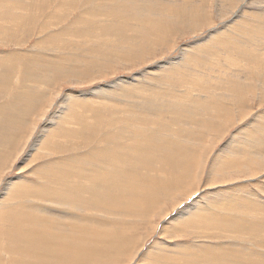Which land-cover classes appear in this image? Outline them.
<instances>
[{"label": "rangeland", "instance_id": "obj_1", "mask_svg": "<svg viewBox=\"0 0 264 264\" xmlns=\"http://www.w3.org/2000/svg\"><path fill=\"white\" fill-rule=\"evenodd\" d=\"M115 1L119 2L118 6L111 5L114 0H0V107H7L5 109L6 119L0 122V176H7V182L0 183V230L2 231L0 232V264H8L6 254H10L7 250L11 247V249L18 248L20 245L19 242H15V246L10 247L8 242L11 235L22 234L21 230H16L18 228L16 224L20 223L19 225L22 226L20 220L27 218L39 220L45 215L48 217L53 215L48 218L52 223H61L65 226V229H53V232L59 233L58 236H67L68 244L70 243L71 246L87 244L88 236L83 234L84 228L103 230L106 232L105 237L112 236L115 230L122 232L127 230L128 234L121 233L125 239L131 238V243L121 241L117 243L118 247L115 250L109 246L100 249V255L111 259L108 264H173L168 261L170 258L177 262L183 258L190 261L188 264H203L199 260L196 262L195 259H200L196 256L212 257L211 254H204L201 251L203 246L208 244L213 249L223 246H244L249 253L260 252V255L256 252L257 257L264 255V240L262 239H243L232 233L220 236L218 239L214 237L215 234L211 233L210 229H205L213 227L211 225L213 221L206 222L207 215L216 212L218 214L234 213L239 207L243 208L246 213L249 212L247 218L253 219V214L258 216L261 214L260 217L264 220V161L250 155L256 150V153L258 152V141L264 138V0H163L162 3H160L162 0H145L151 5L146 3L145 9L141 6V0L139 1L141 4L138 2V5L136 0H131L130 2L137 6L134 7L131 4V8H135L136 11L141 9L142 12L137 11L140 19L136 23L126 22L127 25L130 23L134 26L130 27L134 33L129 29V33L125 34L124 31L129 26L120 29L122 26L120 24L122 19L128 20V17L132 16L127 12L129 0ZM183 2L184 5H182ZM154 4L157 8L153 6ZM109 6L112 9L109 10ZM160 6L162 8H159ZM241 9H243L242 12ZM195 15L198 16L197 20ZM149 16L150 18H147ZM252 17L255 18L254 21ZM103 25L106 28L107 26L112 28L105 30L102 29ZM230 27L234 29V32ZM163 33L167 34L165 39ZM245 33L251 36L248 34L246 36ZM111 38L116 39L115 43ZM79 39L82 40L80 45L78 44ZM130 39H137V43H132ZM132 44L135 46L128 47ZM213 45L217 47L213 48ZM99 48H102L106 56L97 51ZM129 52H133L130 56L132 59L126 57V60L123 55ZM207 55L211 58L209 59ZM226 57L229 62L222 60ZM54 65L66 71L58 74L56 70L54 73ZM196 65V68H192ZM148 80L158 84L162 83L163 86L169 83L174 86L179 85L181 87L178 88L183 90L182 93H185L187 89L195 88L189 94L190 98L211 97L212 100L214 96H217L223 105L226 104L223 108L227 109L229 114L224 118L214 120L217 112L223 110L217 109L216 106L214 109H208V106L213 107L211 100L207 107L196 108L189 111L190 113L188 110L183 111L186 105L174 103L171 101L174 97L165 95L169 89L148 83ZM211 82L213 83L210 84ZM236 83L248 86L249 91H242ZM153 88L158 90H153ZM171 94L178 96L172 90ZM151 99L156 103L149 104ZM90 101L92 105L89 106ZM126 102H130V106L124 105ZM109 105L115 106V111ZM24 106L28 108V112L22 110ZM122 107L125 108L122 109ZM176 114L183 115V119L176 120L179 118L175 117ZM114 115H117L119 120L123 116L124 128L131 124L133 127L140 128L138 131L141 133L147 131L145 135L138 136L140 145L138 143H129V145L136 146L135 149L138 146L140 149L145 147L148 149L141 152L134 151L133 155L123 158L140 167L138 170L131 166V168L128 166L123 169L127 173L125 176L127 181L114 185L115 190L112 188L114 186L108 187L113 191L101 187L95 193L87 187V183L82 184L80 191L90 192L91 194H88L93 196L87 200L92 209L91 212L86 213L84 209L83 211L66 205V202L60 200L62 196L58 192V187L62 188V185L58 183L60 175L57 176L55 172L57 174L59 171L60 173L67 172L69 176L67 180L70 181L72 172L87 171L94 165L93 160L100 158L102 161H108L109 159L104 158L98 152L114 149L113 143L116 144V140L120 137L109 136L105 130L107 126L119 124L113 120ZM140 116L144 119L155 120V124L147 120L143 121ZM1 118H3L2 115H0ZM173 119L175 120L174 126H167L165 129L176 135H168L177 142V145L175 142L170 144L172 149H168L171 151L165 149L168 146L167 141L154 138L151 142L152 137H148L149 142L146 144L142 142L147 136L155 134L161 126L158 125L159 122L165 120L170 123ZM201 121L207 124L213 121L214 124L207 127L208 129L196 128V125L203 124ZM181 127L186 132H181ZM193 130L203 134L202 141L188 134ZM103 138L106 139L103 141ZM99 141H102V144L98 143ZM120 142L122 144L118 147V151H121L120 147L127 144L123 139L118 143ZM241 143L246 145L242 146ZM180 144L194 151V156L190 158L183 155L178 156ZM238 145L246 146L245 148L251 149L252 152L239 153L241 156L235 153L228 159L222 156L227 151L226 149H237ZM92 150L94 154H90ZM136 156L147 157L138 161ZM221 159H223L222 162ZM246 162L251 163L252 166L247 168ZM172 168L183 170L181 173H188L187 183L180 188L167 191L144 182L137 184L138 181L144 179L148 180L147 183H151L152 177L149 176L163 177L165 169L172 170ZM76 174L78 176L81 172ZM128 181L132 183L128 184ZM165 182L164 178L161 183ZM41 185L46 188L43 189ZM117 187H121L120 191L126 187L127 191L122 193ZM115 192L125 193L126 196L129 194L127 198L129 201L131 197H134L135 200H131V203L136 204L137 202L138 207L135 206L137 214L120 211V206L124 207L123 202L126 203V200L118 199L116 196L113 198ZM55 195H58V198ZM234 199H239L241 205L238 201H233ZM21 201L41 207L33 212L29 209L24 210L22 207L19 210L10 209L18 208ZM60 201L61 204H59ZM255 202L257 205L254 204ZM108 207L110 210L107 209ZM53 208L60 210L58 212ZM67 209L74 213L83 212L82 214L87 217L107 220L105 223L110 227L102 226V222L99 224L75 216L65 217L63 210L67 211ZM186 209H191L188 215ZM98 210H102L103 213ZM130 210L134 208L130 207ZM139 211L142 213L140 214ZM108 212L111 213L107 214ZM196 213L199 216L195 215ZM2 215L9 217L12 215V218ZM214 219L212 217V220ZM224 225L230 224L225 222ZM261 225L264 226V223ZM202 227L205 233L200 231ZM227 229L226 227L228 232ZM40 230L42 231L43 228L41 227ZM256 235L264 238L263 227L256 232ZM70 236L75 237L76 241ZM42 238L53 242L47 237ZM3 239L6 241L5 246L2 244ZM238 239L243 242L241 243ZM119 247L124 251L121 254L117 253ZM42 249H38L39 253ZM18 253L21 255V251H16L12 256L15 259H11L12 261H18L20 258ZM249 253L246 255H252ZM154 254L155 256H152ZM75 256L73 254L72 258L77 257Z\"/></svg>", "mask_w": 264, "mask_h": 264}, {"label": "bare ground", "instance_id": "obj_2", "mask_svg": "<svg viewBox=\"0 0 264 264\" xmlns=\"http://www.w3.org/2000/svg\"><path fill=\"white\" fill-rule=\"evenodd\" d=\"M120 1H122V0H120ZM131 0H129L128 2H129V5H128V11H127V9L125 10V11H127L128 13H131L132 14V16H129L128 17V20H124V19H122V22H121V24L120 23H118V24H120V25H122L121 26V28L120 29H122V27H126V26H129V28L126 30V31H124V34L125 33H129V29H131V31L130 32H132L133 30H132V28H130V27H134V26H132V24H128L127 25V23L128 22H132V23H136L139 19H140V17L138 16V13H137V11H140V12H142L141 11V9H137V11L136 10H134L133 8H131V4L134 6V7H137L134 3H132V2H130ZM137 1V5L140 3L139 1L140 0H136ZM151 1H153V0H151ZM155 1V0H154ZM187 1V0H186ZM224 1H229V0H224ZM251 1V0H250ZM257 1V0H256ZM115 2V3H114ZM114 2L113 3H111V5L113 4V5H116V6H118V4H119V2L118 1H115L114 0ZM124 2V1H123ZM139 2V3H138ZM163 2V0L160 2V3H162ZM167 2V1H166ZM141 3H142V8L143 9H145L146 8V3H149V1H145V0H141ZM140 3V4H141ZM156 3H157V1H156ZM164 3H165V1H164ZM187 3V2H186ZM223 3V2H222ZM229 3V2H228ZM230 3H232V2H230ZM122 4H124V3H122ZM151 4H152V2H151ZM169 4H171V3H169ZM182 4V3H181ZM201 4H202V2H201ZM210 4V3H209ZM224 4H226L225 2H224ZM105 5H106V3H105ZM110 5V6H111ZM149 5H150V3H149ZM156 4H154L153 6H155ZM162 5V4H161ZM165 5V4H164ZM163 5V6H164ZM180 5V4H179ZM182 5H184V2H183V4ZM182 5H180V6H182ZM188 5H189V3H188ZM226 5H228V4H226ZM234 5V4H233ZM108 7V9L110 10V9H112L111 7ZM116 6H114V7H116ZM151 6V5H150ZM174 6H175V4H174ZM173 6V7H174ZM179 6V7H180ZM200 6H202V5H200ZM225 6V5H224ZM229 6V5H228ZM100 7H102V5L100 6ZM120 7V6H119ZM124 7V6H123ZM127 7V6H126ZM139 7H140V5H139ZM156 8H157V6H155ZM167 7V6H166ZM226 8H227V6H225ZM224 7V8H225ZM229 7H231V6H229ZM150 8V7H149ZM152 8V7H151ZM155 8V9H156ZM159 8H162V6H160ZM165 8V7H164ZM163 8V9H164ZM168 8V7H167ZM169 8H171V7H169ZM223 8V9H224ZM107 9V8H106ZM118 9V8H117ZM153 9H154V7H153ZM152 9V10H153ZM114 10H115V8H114ZM112 11V10H111ZM149 11V10H148ZM170 11V10H169ZM200 11V10H199ZM202 11V10H201ZM221 11V10H220ZM139 12V13H140ZM147 12V11H146ZM153 12H154V10H153ZM155 12H157V10L155 11ZM166 12H167V9H166ZM165 12V13H166ZM255 12H257V11H255ZM145 13V12H144ZM162 13V12H161ZM160 13V15H162ZM169 14H170V12H168ZM208 13V12H207ZM104 14V13H103ZM105 14L107 15V13H106V11H105ZM112 14V13H111ZM142 14V13H141ZM146 14H148V12L146 13ZM159 14V13H158ZM157 14V15H158ZM200 14V13H199ZM209 14V13H208ZM254 14V13H253ZM262 14V13H261ZM105 15V16H106ZM109 15V14H108ZM157 15H154V16H157ZM164 15V14H163ZM264 15V14H263ZM151 16V15H150ZM150 16L149 17H147V18H150ZM159 16V15H158ZM196 16V15H195ZM110 17V16H109ZM108 17V18H109ZM137 19L136 21H134V19ZM197 17L198 16H196V20H197ZM259 17V16H258ZM264 17V16H263ZM174 18V17H173ZM206 18V17H205ZM101 19V18H100ZM144 19H146V18H144ZM155 19V18H154ZM158 19H159V17H158ZM161 19V18H160ZM176 19V18H175ZM194 19V18H193ZM248 19H250V18H248ZM251 19H253V21L255 20V18H251ZM250 19V20H251ZM163 20V19H162ZM178 20V19H177ZM196 20H194V21H196ZM242 20V19H241ZM260 20H262V19H260ZM141 21V20H140ZM155 21V20H154ZM158 21V20H157ZM199 21V20H198ZM257 21V20H256ZM259 21V20H258ZM115 22H117V20H115ZM115 22H113V23H115ZM127 22V23H126ZM142 22V21H141ZM181 22V21H180ZM26 23V22H25ZM111 23V22H110ZM113 23H111V24H113ZM124 23H126V24H124ZM149 23V22H148ZM197 23V22H196ZM233 23V22H232ZM258 23V22H257ZM263 23V22H262ZM110 24V25H111ZM116 24V23H115ZM180 24V23H179ZM230 24V23H229ZM253 24H254V22H253ZM137 25V24H136ZM139 25V24H138ZM168 25H169V23H168ZM258 25V24H257ZM148 26V25H147ZM234 26V25H233ZM242 26H244V25H242ZM108 28H106V27H104V25H103V27H102V29L104 28L105 30L107 29V30H110L109 28L111 27V26H107ZM144 27H145V25H144ZM249 27V26H248ZM112 28V27H111ZM115 28H117V27H115ZM143 28V27H142ZM231 28V27H230ZM252 28V27H251ZM256 28V27H255ZM255 28L253 29L254 31H255ZM65 30V29H64ZM140 29H138V31H139ZM249 30V29H248ZM137 31V32H138ZM165 31H166V29H165ZM231 31L232 32H234V29L233 28H231ZM247 30H245V32H246ZM118 32H120V31H118ZM250 32H252V31H250ZM260 33H261V31H259ZM93 33V32H92ZM110 33H111V31H110ZM133 33H134V31H133ZM249 33V32H248ZM248 33H245V35L246 34H248ZM256 33H257V30H256ZM139 34V33H138ZM137 34V35H138ZM252 34V33H251ZM136 35V36H137ZM228 35V34H227ZM249 35V34H248ZM259 35V34H258ZM261 35V34H260ZM134 36V35H133ZM166 36H167V34H165V33H163V38L165 39L166 38ZM247 36V35H246ZM249 36H251V35H249ZM229 37H230V35H229ZM254 37V36H253ZM256 37V36H255ZM261 37V36H260ZM263 37V36H262ZM261 37V38H262ZM130 38V37H129ZM134 38V37H133ZM136 38V37H135ZM250 37H248V39H249ZM252 38V37H251ZM259 38V37H258ZM120 39H122V37L120 36ZM233 39V38H232ZM254 39V38H253ZM111 40L112 41H114V40H116V39H113V38H111ZM217 40V39H216ZM246 40H247V38H246ZM259 40V39H258ZM257 40V41H258ZM82 40H78V44L80 45L82 42H81ZM130 41L132 42V43H137V39L136 40H134V39H130ZM210 42H212L211 40H209ZM245 41V40H244ZM252 41V40H251ZM256 41V40H255ZM214 42V41H213ZM216 42V41H215ZM214 42V43H215ZM243 42V41H242ZM248 42H250L249 40H248ZM262 42V41H261ZM106 43V42H105ZM114 43H115V41H114ZM203 43V42H202ZM242 44V43H241ZM247 44V43H246ZM223 45V44H222ZM257 45V44H256ZM135 46V44H132L131 46H129L128 45V47H134ZM199 46V45H198ZM201 46V45H200ZM211 46V45H210ZM219 46H220V44H219ZM244 46V45H243ZM194 47V46H193ZM206 47V46H205ZM213 48H215V47H217V45H213L212 46ZM211 47V48H212ZM221 47V46H220ZM219 47V48H220ZM197 48V47H196ZM245 48V47H244ZM199 49H200V47H199ZM205 49V48H204ZM218 49V48H217ZM263 49V48H262ZM198 50V49H197ZM208 50V49H207ZM210 50H212V49H210ZM209 50V51H210ZM254 50V49H253ZM258 50V49H257ZM97 51L101 54V55H105V53H103V50H102V48H99V49H97ZM201 51V50H200ZM218 51V50H217ZM217 51H216V54H217ZM219 51H221V49L219 50ZM259 51V50H258ZM192 52V51H191ZM203 52V51H202ZM205 52V51H204ZM215 51H214V49H213V53H214ZM223 52H225V51H223ZM227 52H228V50H227ZM231 52V51H230ZM195 53V52H194ZM110 54V53H109ZM190 54V53H189ZM196 54V53H195ZM219 54V53H218ZM225 54H226V52H225ZM224 54V55H225ZM231 54V53H230ZM133 55V52H129V53H126V55H123V57H127V58H130V59H132L130 56H132ZM221 57H222V55L221 54H219ZM227 55V54H226ZM106 56V55H105ZM202 56V55H201ZM201 56H199V57H201ZM228 56V55H227ZM203 57V56H202ZM205 57V56H204ZM207 57L209 58V55H207ZM116 57H114V59H115ZM127 58H126V60H127ZM187 58H188V56H187ZM206 58V57H205ZM211 58V57H210ZM209 58V59H210ZM222 58H224V56L222 57ZM122 59V58H121ZM124 59V58H123ZM122 59V60H123ZM215 59V58H214ZM228 59V57H226L225 59H222V60H227ZM195 61V60H194ZM206 61H207V59H206ZM212 61V60H211ZM215 61V60H214ZM228 61V60H227ZM241 61V60H240ZM229 62V61H228ZM194 63V62H193ZM177 64V63H176ZM192 64V63H191ZM227 64V63H226ZM171 65V64H170ZM178 65V64H177ZM193 65V64H192ZM175 66V65H174ZM178 66H180V65H178ZM168 67V66H167ZM166 67V68H167ZM171 67V66H170ZM192 67V66H191ZM197 67V65L195 66V67H192V68H196ZM198 67H199V65H198ZM163 68V67H162ZM173 68V67H172ZM179 68H181V67H179ZM222 68V67H221ZM164 70H165V68H163ZM162 69V70H163ZM169 69V67L167 68V70ZM56 70H58V74L59 73H62V72H64V71H66L65 69H61V68H59L58 66H55L54 65V73H56ZM151 71V70H150ZM159 71H161V70H159ZM148 72H149V70H148ZM230 72V71H229ZM163 73H165V72H163ZM153 75V74H152ZM148 76V75H147ZM150 76V75H149ZM165 76H167V75H165ZM182 76V75H181ZM146 78V77H145ZM154 78V77H153ZM196 78V77H195ZM137 79V78H136ZM135 79V80H136ZM210 79H212V77L210 78ZM127 81V80H126ZM210 81V80H209ZM228 81V80H227ZM125 82V81H124ZM123 82V83H124ZM131 82H132V80H131ZM213 82H215V81H213ZM213 82H211L210 84H212ZM139 83V82H138ZM142 83V82H141ZM148 83H151V84H156V85H158V86H160V88H167V89H169V92L167 93V94H165V95H168V96H171V97H174L173 99H171V101H173L174 103H179V104H184V105H186L187 107H184L183 109V111H187L188 110V113H190L189 111H192V110H194V109H196V108H200V107H207V105L209 104V102H210V98H200V97H197V98H190V96H189V94L190 93H192L193 91L192 90H194V89H187L186 91H185V93H182V91L183 90H180L178 87H181V86H174L173 84H170L169 83V85H165V86H163L162 85V83H160V84H158V83H156V82H151L150 80H148ZM234 83H235V81H234ZM233 83V84H234ZM232 84V83H231ZM237 84V83H236ZM126 85V84H125ZM155 85V86H156ZM188 85V84H187ZM237 85H239V88L242 90V91H246V90H248L249 91V89L247 88L248 86H243V85H240L239 83L237 84ZM186 86V85H185ZM192 86V85H191ZM233 86V85H232ZM235 86V85H234ZM129 87V86H128ZM184 87V86H183ZM194 87H196L195 85H194ZM249 88H251V87H249ZM127 89H130V88H127ZM153 90H158V89H155V88H153ZM171 90L174 92V93H176L178 96H174V95H172L171 94ZM107 92H108V90H107ZM106 94H108V93H106ZM238 95V94H237ZM35 96H37V95H35ZM211 96H213V95H211ZM241 96V95H240ZM187 98H190V99H187ZM110 99V98H109ZM155 99V98H154ZM168 99H169V97H168ZM184 99L186 100V101H184ZM243 99V98H242ZM152 100V99H151ZM212 100H214V101H212ZM211 100V106H213V107H207L208 109H214V107L216 106L217 107V109L218 108H221L220 110H223V111H221V112H217V115H216V118H214V120H216L217 118L219 119L220 117H222V118H224L225 116H227L228 114H229V111L227 110V109H225L224 110V108L223 107H226L225 105L226 104H224L223 105V103H221L220 102V100H219V97H217V96H214V98ZM245 100V99H244ZM92 101H90L89 103H88V105L90 106V105H92V103H91ZM151 102H153V100L151 101ZM151 102H149V104H155L156 103V101L154 100V102L153 103H151ZM241 102H242V100H241ZM130 103V102H129ZM129 103H124V105H129L130 106V104ZM240 103V102H239ZM245 104V103H244ZM243 104V105H244ZM102 105H104L105 106V104H102ZM210 105V104H209ZM240 105V104H239ZM110 106V105H109ZM125 106V107H126ZM110 107H113V110L115 111V106H110ZM125 107H122V109H124ZM132 107V106H131ZM239 107V106H238ZM7 107H0V115H2L3 116V118H1L0 119V122H2V121H5V119H6V111H5V109H6ZM223 108V109H222ZM240 108V107H239ZM243 108V107H242ZM27 109L28 108H26V106H24L23 108H22V110L23 111H25V112H28L27 111ZM31 109V108H30ZM241 109V108H240ZM239 109V110H240ZM248 109V108H247ZM92 110H94V108H92ZM120 110V109H119ZM119 110H116V111H119ZM180 112V111H179ZM182 112V111H181ZM238 112V111H237ZM8 113V112H7ZM90 113V112H89ZM176 113H178V112H176ZM185 113V112H184ZM63 114V113H62ZM59 115V114H58ZM57 115V116H58ZM61 115V114H60ZM172 115V114H171ZM62 116V115H61ZM174 116V115H173ZM179 117L178 119H176V120H182L183 118H182V116L183 115H179V114H176L175 115V117ZM21 117V116H20ZM123 116H121V119L119 120L118 118H117V115L115 116L114 115V118H113V120H115V121H117V122H119V124H117V125H115V126H107L106 127V132H107V135H109V136H114V137H119L117 140H116V144H115V142L113 143V145L115 146V148L114 149H111V150H108V149H105V150H101V151H99L98 152V154H102V156L104 157V158H107V159H109L108 161H102V160H100V158L99 159H97V160H93L94 162V165H92L91 166V168H89V169H87V167H85L86 169H87V171H78V172H81V174L80 175H78L77 176V174L76 173H78V172H72L71 173V177L73 178L72 180H71V177H70V181H68L67 180V177H69L68 175H67V172L66 173H60V171H59V173L57 174L56 172H55V174L58 176V175H60V176H58V183H59V185H62V188H60V187H58L57 189H58V192H60V195L63 197H61L60 198V200L61 201H64V202H66V205H69V206H74L76 209H80V210H85L86 211V213L87 212H91L90 210H92V209H90V206L88 205V203H87V200L88 199H90V198H93V196L92 195H90L91 193L90 192H88V193H90V194H88V193H82L81 191H80V187H83V185L82 184H86L87 183V187L89 188V189H91L93 192H95V193H97L99 190V188H101V187H103L104 189H106V190H109V191H113V189L115 188V186L114 185H116V184H118V183H122V182H126L127 181V178L125 177L126 175H127V173H126V171H124L123 169H125V168H128V166L130 167H133V168H135V169H137L138 170V168L140 167V166H136V165H134L133 163H129V162H127V160H124L123 158H127L128 156L127 155H133V152L134 151H137V152H141V151H146L148 148L147 147H145L144 149H140V146H138L136 149H135V147H131L130 145H129V143H138L139 145H140V141H139V138H138V136H143V135H145V132H147L146 130L143 132V133H141V131H138V130H140V128H136V127H133V125H131V124H128L129 126L127 127V128H124V126L122 125L123 124V122H124V120H123V118H122ZM125 117H128V116H125ZM141 117V116H140ZM174 117V118H175ZM192 117V116H191ZM142 118V117H141ZM231 119V117H227V119ZM143 119V121H148L149 123H152V124H155L154 122H155V120H148V119H144V118H142ZM185 119V118H184ZM23 121V120H22ZM171 122L170 123H168V122H166L165 120H164V122H159V129L155 132V134H153L152 136H147L146 137V139H144V141H142L143 143H147V142H149V140H148V137H152L151 138V142H153L154 141V138H157V139H159L160 141H167V144H168V146L165 148V149H167V150H170V149H172L171 147H170V144H172V143H174L175 142V144L177 145V142L176 141H173V139L171 138V137H168V135H175V134H173V133H171L169 130H165L166 129V127L168 126H171V127H173L174 125H173V122H175V120L173 119V120H170ZM176 122H179V121H176ZM202 122V121H201ZM213 122V121H212ZM211 122V124H207V123H204V122H202L203 124H199V125H196V128L197 127H199V128H209V126H212V124H214V123H212ZM262 122V121H261ZM186 123H188V122H186ZM144 124V123H143ZM182 124V123H181ZM190 124V123H189ZM142 125V124H141ZM158 125H155V126H158ZM111 127H114V129H110ZM149 127V126H148ZM177 128V127H176ZM207 128V129H208ZM213 128V127H212ZM43 129H44V127H43ZM147 129V128H146ZM150 129V128H149ZM180 129V128H179ZM45 130V129H44ZM48 130V129H47ZM130 130H131V132H130ZM173 130H175L176 131V129L175 128H173ZM181 132H186V131H184V129L181 127ZM199 130V129H198ZM151 131V130H150ZM45 132V131H44ZM193 132V133H192ZM192 132H189L188 134L189 135H191V137H193L194 139H198L199 141H202L201 139H202V136H203V134H200V132H196L195 130H193ZM52 133H53V131H52ZM51 133V134H52ZM166 133H168L167 135H166ZM48 134V133H47ZM42 135V134H41ZM45 135V134H44ZM125 136V137H122V136ZM176 136V135H175ZM207 137V136H206ZM261 137V136H260ZM101 138H102V136H101ZM101 138H99V139H101ZM193 138H192V140H193ZM208 138V137H207ZM44 139V138H43ZM106 138H103V141L105 140ZM121 139H123V141L124 142H127V144H125V146H122V147H120V150L121 151H118V147L120 146V144H122L121 142L120 143H118ZM39 140V139H38ZM114 140V139H113ZM184 140V139H183ZM264 138H262L261 140H259L258 141V146H257V148L259 149L258 150V152L256 153V151H255V153H250V155L252 154V156L253 157H258V158H260V160H263L264 161ZM40 141H41V139H40ZM241 142H243V141H241ZM98 143H100V144H102V141H99ZM196 143V142H195ZM246 143V142H245ZM245 143H243V145L245 144ZM124 144V143H123ZM193 144V143H192ZM202 144V143H201ZM240 144V143H239ZM246 144H248V143H246ZM245 144V145H246ZM36 145H37V143H36ZM181 146H180V149H179V151H178V156L179 155H183V156H188V158H190V157H193L194 156V151H192L191 149H189V148H187L186 146H183L182 144H180ZM241 145H242V143H241ZM242 145V146H243ZM249 145V144H248ZM239 146V145H238ZM242 146H239L237 149H235V148H233V149H226L227 151H225L223 154H222V156L223 157H225L226 159H228V158H230V156H233L235 153L237 154L238 153V155H239V153H246V152H252L251 151V149H249V148H245V147H242ZM253 146V145H252ZM39 147V146H38ZM249 147V146H248ZM255 147V146H254ZM40 148V147H39ZM168 148H170V149H168ZM256 148V149H257ZM37 149V148H36ZM104 149V148H103ZM255 149V148H254ZM149 151H150V149H149ZM171 151V150H170ZM238 151V152H237ZM254 152V151H253ZM90 154H94V152H93V150H92V153H90ZM137 154V153H136ZM155 154V153H154ZM142 155H144V154H142ZM82 156H83V154H82ZM139 156V155H138ZM145 156V155H144ZM236 156V155H235ZM239 156H241V155H239ZM244 156V155H243ZM85 157V156H84ZM88 157H89V155H88ZM95 157V156H94ZM93 157V158H94ZM137 157V156H136ZM147 157V156H146ZM146 157H137V159H138V161H142L143 159H146ZM150 157V156H149ZM237 157V156H236ZM250 157V159H251V156H249ZM72 158V157H71ZM75 158H77V156L75 155ZM234 158V157H233ZM242 158V157H241ZM73 159V158H72ZM237 159V158H236ZM250 159H248V160H250ZM74 160V159H73ZM233 160V159H232ZM235 160V159H234ZM245 160V159H244ZM251 160H253V159H251ZM78 161V160H77ZM80 161V160H79ZM217 160H215V162H216ZM223 161V159H221V162ZM229 161V160H228ZM243 161V160H242ZM148 162V161H147ZM236 162H237V160H236ZM255 161H253V163H254ZM82 163V162H81ZM91 163H92V160H91ZM92 163V164H93ZM154 163V162H153ZM229 163V162H228ZM233 163V162H232ZM238 163V162H237ZM244 163V162H243ZM247 163V168H249V167H251L252 166V164L251 163H248V162H246ZM260 163V162H259ZM56 164V163H55ZM77 164V163H76ZM75 164V165H76ZM84 164V163H83ZM136 164V163H135ZM238 164H240V163H238ZM254 164H256V163H254ZM78 165V164H77ZM81 165V164H80ZM88 165H89V163H88ZM87 165V166H88ZM190 165H192L191 163H190ZM217 165H218V163H217ZM222 165V164H221ZM220 165V166H221ZM223 165H224V163H223ZM260 165V164H259ZM54 166V165H53ZM82 166V165H81ZM157 166V165H156ZM258 166V165H257ZM73 167H74V165H73ZM78 167H80V166H78ZM83 167V166H82ZM130 167V168H131ZM218 166H216V168H217ZM129 168V169H130ZM246 168V169H247ZM53 169V168H52ZM75 169V168H74ZM77 169V168H76ZM84 169V168H83ZM143 169L141 168V171H142ZM185 170H187V169H185ZM66 171V170H65ZM75 171V170H74ZM242 171V170H241ZM69 172V171H68ZM181 172H183V170H178V169H173L172 168V170L171 169H165V172H164V174H163V177H159V176H157V175H155V176H149V177H152L151 178V183H147L148 182V180H142V181H138L137 182V184H143L142 182H144V183H146V184H152V185H154V186H156V187H161L162 189H165V190H167V191H170L171 189H173V188H180V187H182L184 184H186L187 183V175H188V173L187 172H184V173H181ZM233 172V171H232ZM231 172V173H232ZM137 173V172H136ZM69 175H70V173H69ZM76 175V176H75ZM160 175H162V174H160ZM139 176V175H138ZM211 176V175H210ZM54 177V176H53ZM131 177V176H130ZM158 177V178H157ZM42 178V177H41ZM57 178V177H56ZM56 178H55V180H56ZM77 178V179H76ZM161 178H165V180H166V182L165 183H161V181H163V179H161ZM69 179V178H68ZM79 180V181H78ZM46 181V180H45ZM77 181V182H76ZM50 182V181H49ZM55 182H57V181H55ZM53 183V182H52ZM130 183H132V182H130V181H128V184H130ZM57 184V183H56ZM136 184V185H137ZM30 185V184H29ZM34 186V185H33ZM56 186V185H55ZM111 186H114V187H112V188H108V187H111ZM31 187V186H30ZM41 187H43V185H41ZM45 187V186H44ZM44 187H43V189H44ZM57 187V186H56ZM126 187H128V186H126ZM126 187H123V189L121 190L122 191V193L123 192H125V191H127V190H125V189H127ZM136 187V186H135ZM139 187H140V185H139ZM167 187V188H166ZM33 188V187H32ZM46 188V187H45ZM118 188V187H117ZM132 188V187H131ZM131 188H130V190H131ZM120 189H121V187L120 188H118V190L120 191ZM157 189V188H156ZM160 189V188H159ZM115 190V189H114ZM139 190V189H138ZM138 190H136V191H138ZM42 191V190H41ZM44 191V190H43ZM85 191V190H84ZM87 191H90V190H88L87 189ZM86 191V192H87ZM120 191V192H121ZM134 191V190H133ZM136 191H135V193H136ZM148 191H150V189L148 190ZM152 191V190H151ZM54 192V191H53ZM105 192V191H104ZM139 192V191H138ZM144 192H145V190H144ZM27 193V192H26ZM134 193V192H133ZM147 193V192H146ZM28 194H30V193H28ZM33 194V193H32ZM35 194V193H34ZM112 194V193H111ZM113 194H115L114 196H113V198L116 196L118 199L119 198H123L124 200H126V203L125 202H123L124 203V207H122V206H120V211H123V212H132V213H136L135 212V210H136V207H138V206H136V204H137V202H136V204H134V203H131V200L133 201V199H134V197H131L130 198V201L129 200H127V198L129 197V194L126 196V195H124V194H121V193H117V192H115V193H113ZM140 194V193H139ZM149 194V193H148ZM222 194V193H221ZM226 194V193H225ZM224 194V195H225ZM229 194V193H228ZM6 195V194H5ZM21 195H22V193H21ZM59 195V196H60ZM104 195V194H103ZM145 195V194H144ZM230 195H232V194H230ZM229 195V196H230ZM18 196V195H17ZM30 196V195H29ZM56 196V195H55ZM58 196V195H57ZM56 196V197H57ZM109 196V195H108ZM133 196V195H132ZM135 196V195H134ZM150 196V195H149ZM219 196V195H218ZM220 196H223V195H220ZM255 196V195H254ZM19 197H20V195H19ZM22 197H24V196H22ZM26 197V196H25ZM104 197V196H103ZM145 197H147V196H145ZM257 197V196H256ZM58 198V197H57ZM112 198V199H113ZM227 198V197H226ZM225 198V199H226ZM257 199V198H256ZM261 199V198H260ZM29 200V199H28ZM121 200V199H120ZM135 200V199H134ZM227 200V199H226ZM253 200V199H252ZM24 201V200H23ZM30 201V200H29ZM61 201H60V203L59 204H61ZM80 201H82V202H80ZM102 201V200H101ZM212 201H214L213 199H212ZM233 201H238V203H239V205H241V203H240V200L239 199H234ZM233 201H230V203L232 202L233 203ZM22 202V201H21ZM19 203V207L18 208H10V209H15V210H19L21 207L25 210V209H29L30 211H34V210H39V209H37V208H39V207H41L40 205L38 206V205H34V204H27V203H25V202H22V203ZM116 202V201H115ZM229 202V201H228ZM248 202H249V199H248ZM259 202V201H258ZM63 203V202H62ZM105 203V202H104ZM114 203V202H113ZM112 203V204H113ZM121 204H122V202H120ZM119 203V204H120ZM131 203V204H130ZM143 203H145V202H143ZM149 203H151V202H149ZM149 203H148V208H149ZM210 203V202H209ZM216 203V202H215ZM227 203V202H226ZM259 203H262V202H259ZM49 204V203H48ZM211 204V203H210ZM213 205H214V203H212ZM228 204V203H227ZM226 204V205H227ZM254 204H256V202L254 203ZM62 205H64V203L62 204ZM105 205V204H104ZM141 205V204H140ZM147 205V204H146ZM257 205V204H256ZM260 205V204H259ZM264 205V204H263ZM77 206V207H76ZM103 206V205H102ZM111 206V205H110ZM136 206V207H135ZM194 206H196V204L194 205ZM208 206V205H207ZM227 206H229V205H227ZM236 206V205H235ZM251 206V205H250ZM255 206V205H254ZM43 207V206H42ZM44 207H46V205L44 206ZM52 207V206H51ZM81 207H84V208H81ZM93 207V206H92ZM112 207V206H111ZM117 207H118V204H117ZM130 207L132 208H134V210H130ZM142 207V206H141ZM144 207V206H143ZM210 207V206H209ZM257 207V206H256ZM47 208H48V206H47ZM95 208V207H94ZM147 208V207H146ZM145 208V209H146ZM213 207H211V209H212ZM254 208V207H253ZM41 209V208H40ZM49 209H51V208H49ZM54 209V208H53ZM57 209V208H56ZM56 209H54V210H56ZM107 209H109L110 210V207H108ZM123 209V210H122ZM138 209V208H137ZM255 209V208H254ZM52 210V209H51ZM50 210V211H51ZM53 210V211H54ZM60 210V209H59ZM59 210L57 209V211L59 212ZM62 210V209H61ZM74 209L72 208V211H73ZM83 210V211H84ZM108 210V211H109ZM141 210V209H140ZM144 210V209H143ZM148 210V209H147ZM187 210V209H186ZM208 210V209H207ZM261 210V209H260ZM9 211V210H8ZM44 211V210H43ZM72 211H69L68 209H67V211L65 210H63V213L65 214L64 216L65 217H73V216H75V217H78V218H81V219H84V220H92L93 222H96V223H101V224H103L102 226H109L110 227V225H107L106 223V221L107 220H105L104 221V219H102V218H98V219H96V218H94V217H87V216H85L84 214H80V213H74V212H72ZM98 211H100V212H102L103 213V211L102 210H98ZM105 211V210H104ZM113 211V210H112ZM146 211V210H145ZM216 211V210H215ZM262 211V210H261ZM148 212V211H147ZM187 213V215H188V213H190L191 212V209H189V210H187L186 211ZM210 212H211V210H210ZM229 212V211H228ZM253 212V211H252ZM257 212V211H256ZM13 212H11V214H12ZM109 213H111V212H108L107 214H109ZM131 213V214H132ZM139 213H140V211H139ZM142 213V212H141ZM140 213V214H141ZM212 213V212H211ZM223 213V212H222ZM249 213V212H248ZM248 213H246V211H244L243 210V208L241 209V207H239V209L238 210H235L234 211V213H223V214H218L217 212L216 213H212V214H210V215H207V220H206V222H208V221H213V223L211 224V225H213V227H207V228H205V229H210L211 230V233H214L215 234V236L214 237H220V236H226V235H228V234H230V233H232L233 235H237V237H241V238H243V239H248V238H251V239H256V240H259V239H262V240H264V238H259V235L257 236L256 235V232L258 231V230H261L262 229V227H263V233H264V226L263 225H261V224H263L264 223V220L260 217V215L258 216L257 214H253V219H249V218H247L248 217ZM47 214V213H46ZM53 214V213H52ZM120 214V213H119ZM129 214V213H128ZM130 214V215H131ZM137 214V213H136ZM145 214V213H144ZM198 213H196L195 215H197ZM50 215V214H49ZM143 215V214H142ZM2 216H5V215H2ZM51 216H53V215H51ZM51 216H46L45 215V217L43 216V217H41L39 220H37V219H35V220H32V219H29V218H27V219H23V220H20L21 221V223L23 224L22 226H20L19 224H16L17 225V229L16 228H14V229H16V230H21V232L20 233H22L21 235H18V234H16L15 236H12L11 235V237H10V239H9V245H10V247L11 246H15V242H19L20 243V245H19V247L18 248H13V249H11L10 248V250H7L8 252L7 253H9L10 255H8V254H6L7 256H8V264H84V262H85V264H103V263H110L111 262V259L110 258H106V257H104L103 255H100L99 254V251H100V249L102 248V247H106V246H109L111 249H113V250H115L117 247H118V244H119V242H121V241H128V242H132V239L131 238H129V237H127L126 239H125V236L122 234L123 232H128L127 230H123V232L122 231H119V230H115L112 234V236H108V237H105L106 236V232L105 231H103V230H94V229H90V228H84V233L83 234H85V235H87L88 236V238H87V244L85 245H81V246H79V245H77V246H71L70 245V243L68 244V237L67 236H58V234H56V233H54L53 232V229H65V226L63 225V224H61V223H52V221L50 220V219H48V218H51ZM105 216V215H104ZM109 216V215H108ZM116 216V215H115ZM197 216H199V214L197 215ZM6 218H12V215H10V217L9 216H5ZM212 217H214L215 219L214 220H212ZM2 218V217H1ZM106 218V217H105ZM135 218V217H134ZM138 218V217H137ZM56 219V218H55ZM118 219V218H117ZM128 220V219H127ZM137 220V219H136ZM90 222V221H89ZM106 222V223H105ZM205 222V223H206ZM225 222H229V224L230 225H224V223ZM51 223H52V225H51ZM110 223V222H109ZM69 224V223H68ZM98 224V225H99ZM208 224V223H207ZM11 225V224H10ZM75 225V224H74ZM12 226V225H11ZM10 226V227H11ZM208 226V225H207ZM43 228V230L41 231L40 230V228ZM226 227L228 228L227 230H228V232L226 231ZM68 228V227H67ZM77 228V227H76ZM124 228V227H123ZM13 229V228H12ZM75 229V228H74ZM81 229V228H80ZM120 229V228H119ZM205 229L202 227V229L200 230L202 233H205ZM105 230V229H104ZM109 230V229H108ZM122 230V229H121ZM110 231V230H109ZM237 231H239V232H237ZM0 232H2L1 230H0ZM67 232V231H66ZM111 232V231H110ZM122 232V233H121ZM103 233V234H102ZM71 234V233H70ZM69 234V235H70ZM128 234V233H127ZM61 235V234H60ZM74 235H75V232H74ZM84 235V236H85ZM73 236V235H72ZM42 237H47V238H49V239H52V241L53 242H50V240H49V242L48 241H46V240H44ZM71 237V236H70ZM77 237V236H76ZM82 237V236H81ZM93 237H96V238H93ZM234 237V236H233ZM236 237V238H237ZM71 238H73V237H71ZM74 239V241H76V239H75V237L73 238ZM83 239V238H82ZM137 239V238H136ZM219 239V238H218ZM70 240V239H69ZM240 242H241V240L240 239H238ZM73 241V240H72ZM78 241H80V240H78ZM235 241V240H234ZM86 241L84 240V243H85ZM127 242V243H128ZM136 243H138L137 241H135ZM238 242V241H237ZM243 242V241H242ZM241 242V243H242ZM253 242V241H252ZM5 243H6V241L3 239L2 240V244H3V246H5ZM74 243V242H73ZM80 243V242H79ZM118 243V244H117ZM126 243V244H127ZM245 243H246V241H245ZM124 245H125V243H123ZM159 244V243H158ZM248 244H250V243H248ZM252 244V243H251ZM253 244H255V243H253ZM23 245V246H22ZM123 245V246H124ZM130 244L128 243V246H129ZM160 245V244H159ZM163 245V244H162ZM209 245V244H208ZM208 245H204L203 246V248L201 249V251L205 254H211L212 255V257H207V256H196V257H200V259H195V261L196 262H198V260L200 261V262H203V264H264V255H261V256H258L257 257V255H256V252H258V251H256V252H253V253H249L248 252V250H245L246 249V247H244V246H238V248H236L235 246V248L234 247H228V246H223V247H220L219 249H213V248H211V247H209ZM219 245V244H218ZM121 246V245H120ZM230 246H232V244L230 245ZM22 247H23V249H22ZM156 247V246H155ZM167 247V246H166ZM257 247V246H256ZM41 248H43L42 249V251L39 253V251H38V249H41ZM108 248V247H107ZM157 248V247H156ZM161 248H163V247H161ZM160 248V249H161ZM242 248H244V249H242ZM247 249H250V248H247ZM126 250V249H125ZM131 249H130V247H128V251H130ZM159 250V249H158ZM164 250V249H163ZM173 250V249H172ZM264 250V249H263ZM16 251H21V255L18 253V255H20L19 257V259H18V261H16V260H14V261H12L11 259H15V258H12V256L16 253ZM117 253H119V254H121L122 252H124L123 251V248H120L119 247V249H117ZM128 251L126 250V253H128ZM254 251V250H253ZM15 252V253H14ZM110 252V251H109ZM114 252V251H113ZM157 252V251H156ZM166 252V251H165ZM221 253V254H220ZM246 253H249V254H252V255H249V256H247L246 255ZM260 252H258V254H259ZM263 253V252H262ZM76 255L75 257L76 258H72V255ZM157 254H159V252L157 253ZM175 254V253H174ZM203 254V255H204ZM220 254V255H219ZM162 255V254H161ZM171 255V254H170ZM260 255V254H259ZM152 256H155V254L154 255H152ZM16 257V256H15ZM164 257V256H163ZM169 257V256H168ZM182 257V256H181ZM10 258V259H9ZM18 258V257H17ZM151 258V257H150ZM202 258V259H201ZM84 260V261H83ZM178 260V259H177ZM203 260V261H202ZM169 262H172L173 264H188V262H190L189 260H185V259H183V258H181V261L180 262H177L176 260H173V259H169L168 260ZM179 261V260H178Z\"/></svg>", "mask_w": 264, "mask_h": 264}, {"label": "snow or ice", "instance_id": "obj_3", "mask_svg": "<svg viewBox=\"0 0 264 264\" xmlns=\"http://www.w3.org/2000/svg\"><path fill=\"white\" fill-rule=\"evenodd\" d=\"M246 6V5H245ZM243 11V9H241V12ZM7 182V176H0V183H5Z\"/></svg>", "mask_w": 264, "mask_h": 264}]
</instances>
